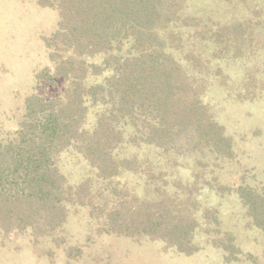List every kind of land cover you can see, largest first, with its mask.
<instances>
[{
	"label": "rangeland",
	"instance_id": "1",
	"mask_svg": "<svg viewBox=\"0 0 264 264\" xmlns=\"http://www.w3.org/2000/svg\"><path fill=\"white\" fill-rule=\"evenodd\" d=\"M185 5L180 19L168 25L177 31L164 38L183 40L185 46L173 51L190 74L202 78L189 92L201 96L210 119L222 126L231 154L168 157L149 147L130 148V157L138 158L134 165L143 166L108 182L91 174L79 152L64 151L57 164L75 189L88 182L82 194L90 205L69 200L65 222L51 231L0 228V264H264V230L253 223L239 192L241 186H264V0ZM59 19L57 9L38 0H0V141L16 134L30 95L49 96L60 88L36 79L52 64L47 39ZM237 22L242 24L234 29ZM90 111L93 121L96 109ZM195 140L190 135V146ZM113 208L133 223L155 210L167 216L161 222L183 215L193 226L190 242L184 239L182 250L160 231L107 232L103 227Z\"/></svg>",
	"mask_w": 264,
	"mask_h": 264
},
{
	"label": "trees",
	"instance_id": "2",
	"mask_svg": "<svg viewBox=\"0 0 264 264\" xmlns=\"http://www.w3.org/2000/svg\"><path fill=\"white\" fill-rule=\"evenodd\" d=\"M38 2L57 9L60 19L57 31L47 39L52 64L41 69L36 79L40 85L60 88L49 96L30 95L16 134L0 141L2 230L32 226L35 231H51L65 222L66 202L89 204L82 194L88 182L75 189L57 164L58 155L67 150L79 152L91 174L108 182L143 166V162L141 167L134 165L138 158L130 157L126 151L130 148L149 147L168 157L231 154L222 126L210 119L201 96L189 92L202 78L190 74L174 53L185 46L183 40L173 44L170 35V42L164 38L177 31L168 25L180 19L186 0ZM91 56L101 58L90 62L86 57ZM91 108L96 109L93 121ZM190 135L196 139L192 146ZM239 192L253 223L264 230V186L260 190L241 186ZM106 217L107 232L155 235L160 231L162 238L182 250L193 229L183 215L178 221L168 217L161 222L167 217L162 210L137 224L125 220L127 216L123 218L117 208Z\"/></svg>",
	"mask_w": 264,
	"mask_h": 264
}]
</instances>
